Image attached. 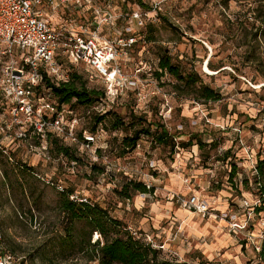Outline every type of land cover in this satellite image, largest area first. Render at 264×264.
Here are the masks:
<instances>
[{
	"label": "rangeland",
	"instance_id": "obj_1",
	"mask_svg": "<svg viewBox=\"0 0 264 264\" xmlns=\"http://www.w3.org/2000/svg\"><path fill=\"white\" fill-rule=\"evenodd\" d=\"M97 1L120 15L115 29L106 27L103 33L110 38L134 34L138 40L129 52L132 67L142 60L156 79L141 86L145 100L130 95L112 110L125 120L134 109L148 121H160L175 136L176 144L170 151L142 135L138 148L119 157L124 132L107 128L110 117L95 125L93 113L88 116L79 109L78 129L93 132L94 127L100 134L89 146L78 144V163L71 168L54 144L35 138L24 125L23 115L15 119L7 106L0 105L1 247L21 257L23 264H97L85 244L88 236L91 243L97 240L95 232L88 235L83 219L67 220L60 208L64 190L70 199L106 208L142 241L149 234L157 244L164 243L160 258L184 264H257L264 210L255 212L244 201L259 204H254L258 197L252 162L255 154L264 157V38L253 39L252 34L257 25H264L253 18L252 8L262 10L264 0H227V7L225 0H141L150 10L136 0ZM4 48L0 43V51ZM18 54L15 48L6 55L0 53V69L7 61L18 63ZM161 54H167L182 73L196 71L197 85L212 88L219 99L196 100L194 89L187 86L181 95L175 93L177 80L166 72L155 74ZM76 70L88 87L103 89L97 76L81 66ZM192 133L205 143L214 140L215 146L200 148L195 139L187 148L178 146ZM99 145L103 148H98L94 163L104 169L101 155L111 163L104 174L97 172L100 168L93 172L89 167L93 149ZM227 149L230 157L223 161L221 155ZM229 159L237 171L235 179L228 177ZM175 174L181 175L180 184ZM130 177L151 183L153 191L135 192L129 200L122 197L120 185ZM218 188L228 193L222 195ZM190 193L206 198L220 217L195 214L172 197ZM229 221H246V228L235 233Z\"/></svg>",
	"mask_w": 264,
	"mask_h": 264
},
{
	"label": "built area",
	"instance_id": "obj_2",
	"mask_svg": "<svg viewBox=\"0 0 264 264\" xmlns=\"http://www.w3.org/2000/svg\"><path fill=\"white\" fill-rule=\"evenodd\" d=\"M109 7L107 3L99 4L97 0H0V43L5 46L0 53L6 55L13 48L19 53L18 63L7 61L0 69V96L15 119L18 115L24 116V125L41 142H46L48 135L54 134L65 145L75 149L78 144H93L100 134L98 131L78 129L82 116L75 108L58 103L52 92L42 84L44 73L53 83L59 84L70 77L66 68L68 65L75 69L81 66L101 79L104 96L82 108L88 116L91 113L105 114L130 95L134 100H145L141 86L148 80L156 81L146 62L140 60L132 67L129 52L138 40L134 34L119 33L110 38L103 33L106 27L115 29L120 19V15L113 10L111 12ZM134 17L139 24L142 23L138 13H134ZM156 69L162 72L158 65ZM101 132L106 134L107 130L101 129ZM20 135H24V132ZM139 146L137 143L136 147ZM98 148L103 146L93 149V162L98 160L95 154ZM256 155L252 162L253 172H256ZM100 157L105 160L104 169L106 167L109 171L111 163L107 161V156ZM69 163L73 168L77 161L71 160ZM144 183L147 188L152 187L151 183ZM172 197L196 214L213 219L220 217L211 203L197 193H190L186 197L175 194ZM258 202L260 198L254 204ZM244 204L254 207L247 201ZM228 224L231 231L236 233L242 232L247 223L229 221ZM262 233L264 222L261 225ZM94 234L95 239L101 238L96 231ZM133 234L136 235L135 232ZM144 236L145 242L152 247L164 249V243L157 244L149 234ZM256 248L259 250L260 246ZM0 264L23 263L21 257L5 251L0 243Z\"/></svg>",
	"mask_w": 264,
	"mask_h": 264
},
{
	"label": "trees",
	"instance_id": "obj_3",
	"mask_svg": "<svg viewBox=\"0 0 264 264\" xmlns=\"http://www.w3.org/2000/svg\"><path fill=\"white\" fill-rule=\"evenodd\" d=\"M136 2L140 7L150 10L149 7H145L141 0H136ZM227 4L228 2L225 0L223 5L227 7ZM262 6V10L259 6L252 8L253 18L260 22H264V3ZM163 20L166 21L167 19ZM252 34L253 39H256L258 36L264 38V25L262 23L257 25ZM158 59V67L162 69V72L156 70V76L159 77L163 72H166L177 80L179 84H174L173 91L178 93V95H181L184 86H187L194 89L196 100L201 99L202 102H207L209 100L219 99V95L212 88L202 84L197 85L200 79L196 71L182 73L180 68L171 61L167 54H161ZM207 64L210 68L211 64L209 60ZM66 68L69 71L70 77L68 81L59 84L53 83L45 73L43 74L42 84L52 92L58 103H65L71 108L79 110L94 104L104 96L102 89L88 87L83 75L74 67L68 65ZM0 100V102L3 101L0 105L4 109L7 104L2 98ZM93 117L95 125L106 122V119L110 117L109 124L106 125L107 128L111 131L121 130L124 132L120 141L119 157L127 152L133 151L142 135L150 136L151 141L163 147H169L170 151H172V148L176 144L174 141L175 136L169 133L163 123L157 120L148 121L145 115L136 114L134 109L129 110L126 120L122 115L113 110L105 114L93 113ZM35 138L38 139L36 136ZM193 139L196 140L195 142L200 148L207 145L209 147L215 146L214 140L205 143L199 138L198 133H192L187 141L178 142V146L187 148L193 144ZM47 141H50L51 144L56 146L58 155L66 158L68 162L75 160L78 163L79 158L76 155L75 149L63 144L57 135L49 134ZM59 142L62 144H59ZM228 153L229 149L224 151L221 155V160H227L230 157ZM228 163L230 166L228 177L235 179L237 173L236 168L234 165L232 166L230 159ZM89 167L93 172H96L100 168L99 164L94 162L89 163ZM100 169L101 171L97 172L103 174V167ZM255 169L256 172H253L254 184L257 189L255 196L260 198V202L254 206V210L255 212L256 210L260 212L264 210V207H260L261 202L264 205V157L257 158ZM247 180L249 181V178ZM152 191L153 186L147 188L143 181L130 177L126 182L121 183L118 192L122 197L129 200L135 192L149 194ZM60 208L66 215L68 221L85 220L89 226L88 235L93 231L100 234L101 238H98L92 243L90 242L89 236L85 241V244L91 252L90 259L96 260L97 264H184L181 261L160 258L159 248H154L149 243L132 235L120 220L110 216L107 209L102 208L97 203L89 200L77 201L70 199L68 192L63 190L61 191ZM257 252L259 259L257 264H264V233L261 239L260 249Z\"/></svg>",
	"mask_w": 264,
	"mask_h": 264
},
{
	"label": "crops",
	"instance_id": "obj_4",
	"mask_svg": "<svg viewBox=\"0 0 264 264\" xmlns=\"http://www.w3.org/2000/svg\"><path fill=\"white\" fill-rule=\"evenodd\" d=\"M210 169L211 168H203V170H205V171H210ZM203 170H199V172L200 173H198V174H202V172H203ZM181 175L180 174H175V178H176V182H179V184H180V177ZM206 177H207V175L205 176V178L204 179H206ZM205 183H207V180L205 181ZM216 191H218V192H220V193H222V195L223 194H226V193H228V191L226 190V189H223V188H218ZM220 196V195H219ZM194 213V212H193ZM196 214V213H195ZM209 220H211V219H209ZM218 221V220H217Z\"/></svg>",
	"mask_w": 264,
	"mask_h": 264
}]
</instances>
